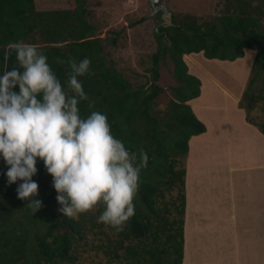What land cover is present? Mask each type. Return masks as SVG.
I'll return each mask as SVG.
<instances>
[{
  "label": "trees",
  "instance_id": "1",
  "mask_svg": "<svg viewBox=\"0 0 264 264\" xmlns=\"http://www.w3.org/2000/svg\"><path fill=\"white\" fill-rule=\"evenodd\" d=\"M74 1L72 9L39 10L35 0H0V75L15 65L16 53L9 45L18 42L34 44L48 57L65 91H68L65 82L70 68L67 63L57 64L56 58L91 60L94 75L78 78L89 97L78 104L80 116L86 118L92 111L105 114L112 134L137 154V162L141 149L148 156L133 201L134 216L121 232L107 226L112 235L107 234L108 245L101 244L99 248L113 264L124 258L128 264H182L189 142L193 136L207 131L188 103L201 95L202 81L189 72L184 57L203 53L210 60L233 62L243 58L246 50L256 51L239 107L247 112V121L264 134V124L249 115L264 100V0H225L220 15L203 18L175 13L171 25L162 22L156 31L158 48L151 57L150 85L148 81L134 85L115 67L107 48L118 44L120 32L115 37H100L98 26L90 21L87 0ZM9 51L11 56L6 62L4 56ZM167 59L178 85L172 88L174 99L161 108L157 99L165 89L158 84L159 66ZM258 81L262 83L260 88L255 86ZM92 101L95 107L90 109L88 105ZM198 143H192L193 161L198 148L203 147H198ZM37 169L33 180L39 185L36 198L43 206L34 213L27 207V200L17 197L16 189L22 181L8 185L5 175L8 166L0 158V264H67L75 259L73 241L83 240L85 236L88 214L83 221L63 216L58 211L61 205L56 199L53 177L39 159ZM194 195H198L195 186L190 200L198 208ZM102 211L103 206L99 205L97 218ZM195 222L189 225L188 239L197 236L199 226ZM94 227L101 228V233L106 235L104 224L96 223ZM29 234L33 237L30 242L26 239ZM242 243V249L244 246L252 249L243 251H248L253 264H264L263 234L253 232ZM121 252L126 254L123 256Z\"/></svg>",
  "mask_w": 264,
  "mask_h": 264
},
{
  "label": "clouds",
  "instance_id": "2",
  "mask_svg": "<svg viewBox=\"0 0 264 264\" xmlns=\"http://www.w3.org/2000/svg\"><path fill=\"white\" fill-rule=\"evenodd\" d=\"M9 48L16 63L0 75V158L8 166V185L22 181L18 199L27 200L34 213L40 210L43 202L36 198L39 185L33 180L39 159L53 177L63 216L77 218L102 205L97 223L123 231L135 214L133 201L148 156L141 149L137 162V154L112 134L105 114L80 116L78 104L89 97L78 78L94 75L91 60L56 58L57 64L70 68L65 91L36 45L18 42ZM10 56L6 52L4 60ZM88 107L94 108L95 102Z\"/></svg>",
  "mask_w": 264,
  "mask_h": 264
},
{
  "label": "rangeland",
  "instance_id": "3",
  "mask_svg": "<svg viewBox=\"0 0 264 264\" xmlns=\"http://www.w3.org/2000/svg\"><path fill=\"white\" fill-rule=\"evenodd\" d=\"M35 1L39 10L72 9L75 7L74 0ZM87 2L88 8L91 11L90 21L98 26L97 34L100 37H115L116 33L120 32V36H118V44L116 46L110 45L107 48V51L115 62V67L130 79L134 85L144 84L147 81L149 82V85L152 83L151 80L153 74L151 69L153 65L151 57L158 48L156 31L162 22L163 25H171L172 15L175 13H190L202 16L203 18L214 17L222 14L226 3L225 0H162L159 4H152L150 0H87ZM254 53L255 54L252 55L251 52L246 51L243 58L237 59L233 62L227 61L229 64L225 61L218 59L210 60L205 57V61H203L202 64V60L204 59L202 57L204 56L202 55L203 53L196 56H185L184 59L190 67L191 74H196L198 76L202 75V78H204L200 70L203 71V69L206 68L207 71H209V74L216 75V77L218 75V77H220L219 80L231 87L232 91L240 92L242 98L251 77L256 51H254ZM217 61L221 63H218ZM248 66L250 70L247 80L241 81L238 77L233 76L237 72L244 74V68ZM159 72L160 80L158 81V84H160L165 90L158 97L157 101L161 108H163L168 105L170 100L174 99L172 88L177 86L178 82L173 76L172 64L169 59L161 61ZM255 86L260 88L262 87V83L258 81ZM249 115L259 124H264V100L260 101L256 107L249 112ZM203 144L204 143L199 142L198 147L203 146ZM198 149L199 151L196 152L193 163V165L199 170V172L197 171L196 178L210 177L214 173V170H212L213 165L210 163L204 164L205 160L203 154H206L207 152L203 147ZM215 162H217V158ZM257 180L259 181L258 178ZM259 185L260 184H255L254 189H257L256 192H259L260 190ZM194 186L198 195H194L193 199L195 202H198L199 197L202 195L199 193L200 185L195 184ZM262 188V194L264 195V179ZM160 208H162V205H160ZM258 208L260 209V207ZM260 210H262V208ZM261 213L262 212H260V214ZM85 214H88L87 220L89 219L85 224V236L83 240L77 239L73 241L74 249L72 250V254L75 256V259L73 262H68L67 264H113L110 257L99 248L101 244L108 245V235H112V231L107 226L104 227L106 235L101 233V228L94 227V224L97 223L96 216L99 214V206L93 211ZM85 214L79 215L77 219L79 221L85 220ZM92 217H94V222H91ZM217 218L219 223V226L217 227L221 230V227H223V224H220L222 220L219 217ZM256 219H258V217ZM187 220L189 219H187L185 213L184 257L182 264H187L188 261L189 264H198L197 260L200 258L199 253H202V249H205L207 246L208 249L213 251V253H216L214 251L219 250L222 242L220 241V243L219 241H216L214 237L206 235L204 230L202 229V231L200 228L195 233L197 235L195 238L188 239L187 230L191 223ZM252 221H254L255 227L252 231H249L248 236H239L238 240L241 244H243L242 242L244 238L247 239L253 232L259 231L260 236L261 234L264 235V217L262 221H255V219ZM255 222L258 223V226H256ZM198 224V221L195 222V226ZM13 234L15 235L14 232ZM13 234L9 235L14 237ZM27 238L28 242H30L33 237L29 234L26 239ZM223 242H225V240H223ZM191 243L194 244L191 245ZM135 244H138V241H136ZM2 247H4L3 244ZM248 249L252 250L250 247H248ZM121 254L124 256L126 253L121 252ZM120 260L118 261L120 262L119 264H128L125 258Z\"/></svg>",
  "mask_w": 264,
  "mask_h": 264
},
{
  "label": "crops",
  "instance_id": "4",
  "mask_svg": "<svg viewBox=\"0 0 264 264\" xmlns=\"http://www.w3.org/2000/svg\"><path fill=\"white\" fill-rule=\"evenodd\" d=\"M246 51L255 54L254 51ZM203 61L205 58L202 64ZM244 70V74L237 72L233 76L241 81L247 80L249 66ZM200 71L204 78L202 75H195L202 81L201 95L188 103L196 116L207 126V131L193 136L189 142L186 217L190 223L198 221L199 228L203 229L206 235L222 243L220 242L219 250L214 251L216 253L206 246L201 250L202 253H199L200 258L197 261L198 264H253V258L248 259V251H243L248 250V247L244 246L242 249L243 244L238 239L241 235L248 236L249 231L254 229L252 220L262 221L264 217V134L247 121L245 110L239 107L240 92L232 91L231 87L219 80L218 75L216 77L209 74L206 68ZM195 141L204 143L203 148L207 152L203 154L204 164H212L214 170L210 177L196 178L199 170L193 165L192 143ZM257 178L260 184L259 192L254 189ZM195 184L200 185L199 193L202 194L198 208L192 206L190 200ZM216 216L222 220L221 230L217 227L219 223ZM187 263L189 264V261Z\"/></svg>",
  "mask_w": 264,
  "mask_h": 264
},
{
  "label": "water",
  "instance_id": "5",
  "mask_svg": "<svg viewBox=\"0 0 264 264\" xmlns=\"http://www.w3.org/2000/svg\"><path fill=\"white\" fill-rule=\"evenodd\" d=\"M151 1V3H160L162 0H150Z\"/></svg>",
  "mask_w": 264,
  "mask_h": 264
}]
</instances>
